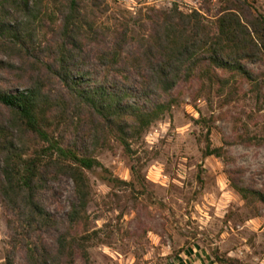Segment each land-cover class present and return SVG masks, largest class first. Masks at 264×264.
<instances>
[{"label": "trees", "instance_id": "16d2710c", "mask_svg": "<svg viewBox=\"0 0 264 264\" xmlns=\"http://www.w3.org/2000/svg\"><path fill=\"white\" fill-rule=\"evenodd\" d=\"M57 1L56 10L41 13L37 0H0V68L16 77L14 91L0 84L3 264H16L18 253L23 264H91L88 236L78 229L89 198L86 172H108L95 150L114 140L131 153L130 140L170 109L172 100L162 97L182 82H215L220 91L237 75L258 90V72L247 63L264 62V14L246 0L227 4L212 21L175 4L154 9L149 32L129 51L126 28L100 31L80 0ZM45 20L49 35L41 42ZM220 149L207 144L202 155L221 156ZM61 177L74 194L63 219L37 200ZM102 178L122 182L110 173ZM233 187L264 204L263 190Z\"/></svg>", "mask_w": 264, "mask_h": 264}, {"label": "rangeland", "instance_id": "374dc122", "mask_svg": "<svg viewBox=\"0 0 264 264\" xmlns=\"http://www.w3.org/2000/svg\"><path fill=\"white\" fill-rule=\"evenodd\" d=\"M236 2L80 0V7L100 31L126 28L129 51L149 32L154 9L175 4L212 21ZM37 3L41 13H50L58 1ZM246 3L264 14V0ZM44 25L37 33L41 42L49 35L48 20ZM247 65L258 72V90L237 75L229 76L220 91L215 82H182L162 97L172 100L170 109L130 140L131 153L114 140L109 148L95 150L108 172H86L89 198L78 229L88 236L91 264H264V204L243 199L233 187L264 191V62ZM106 70L100 75H115ZM15 81L0 68L3 87L14 91ZM207 144L221 147V156H203ZM109 173L122 182H106L102 176ZM37 200L63 219L74 200L72 181L61 177L51 182ZM5 219L0 199V264L9 249ZM15 262L23 264L20 253Z\"/></svg>", "mask_w": 264, "mask_h": 264}]
</instances>
